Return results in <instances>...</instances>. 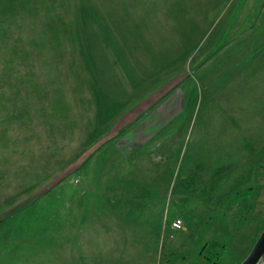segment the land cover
<instances>
[{
    "label": "rangeland",
    "instance_id": "374dc122",
    "mask_svg": "<svg viewBox=\"0 0 264 264\" xmlns=\"http://www.w3.org/2000/svg\"><path fill=\"white\" fill-rule=\"evenodd\" d=\"M167 2L0 0V264L250 253L264 228V0ZM121 109L154 119L138 133L175 137L179 169L134 177L92 155ZM132 179L139 190L120 185Z\"/></svg>",
    "mask_w": 264,
    "mask_h": 264
},
{
    "label": "crops",
    "instance_id": "0c3cea01",
    "mask_svg": "<svg viewBox=\"0 0 264 264\" xmlns=\"http://www.w3.org/2000/svg\"><path fill=\"white\" fill-rule=\"evenodd\" d=\"M165 4L166 6L170 5L167 0H165ZM133 107L136 108L134 105ZM125 113L126 110H116L109 122L113 126L112 129L119 126V128H116L114 136H110L112 143L110 149L108 150V147H101L100 145L92 155L94 156L99 153L100 156H106L105 160H102V164L104 166L106 165L108 169H132L133 174L127 175L134 177L139 175L140 169H179V164L170 160L171 153L165 149L166 145H164L172 141L175 137L164 134L156 137L151 134H140L137 132V128L134 127L137 124L148 127L153 124L154 119H143L141 113L138 117L134 115L133 117L126 118L124 117ZM188 168L190 167L186 169ZM135 171L138 173L134 174ZM119 174L123 175L120 171ZM124 182L125 180H121L120 185L126 187V189H132L134 192L140 189V186L132 183L133 179L132 181L126 180V183ZM152 195L153 193L150 194V197ZM144 202L146 203V201ZM214 244L212 242L211 246Z\"/></svg>",
    "mask_w": 264,
    "mask_h": 264
},
{
    "label": "water",
    "instance_id": "95a60500",
    "mask_svg": "<svg viewBox=\"0 0 264 264\" xmlns=\"http://www.w3.org/2000/svg\"><path fill=\"white\" fill-rule=\"evenodd\" d=\"M264 256V228L256 239L250 253L240 264H259Z\"/></svg>",
    "mask_w": 264,
    "mask_h": 264
},
{
    "label": "built area",
    "instance_id": "2783aa9c",
    "mask_svg": "<svg viewBox=\"0 0 264 264\" xmlns=\"http://www.w3.org/2000/svg\"><path fill=\"white\" fill-rule=\"evenodd\" d=\"M182 226H183V221L180 218H175L171 223V227L173 229H179L182 228Z\"/></svg>",
    "mask_w": 264,
    "mask_h": 264
}]
</instances>
